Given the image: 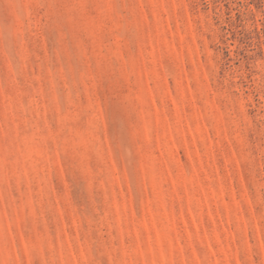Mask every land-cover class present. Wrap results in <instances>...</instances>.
Segmentation results:
<instances>
[{
	"label": "rangeland",
	"instance_id": "374dc122",
	"mask_svg": "<svg viewBox=\"0 0 264 264\" xmlns=\"http://www.w3.org/2000/svg\"><path fill=\"white\" fill-rule=\"evenodd\" d=\"M0 264H264V0H0Z\"/></svg>",
	"mask_w": 264,
	"mask_h": 264
}]
</instances>
